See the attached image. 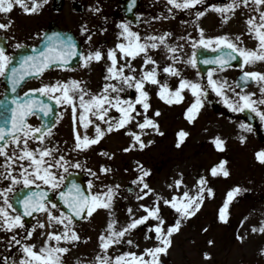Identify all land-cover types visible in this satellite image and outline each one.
Masks as SVG:
<instances>
[{"label": "snow or ice", "instance_id": "1", "mask_svg": "<svg viewBox=\"0 0 264 264\" xmlns=\"http://www.w3.org/2000/svg\"><path fill=\"white\" fill-rule=\"evenodd\" d=\"M48 0H0V14L7 17V22L0 21V30L7 31L13 25L10 13L14 8H19L24 14H37L42 11ZM204 0H167L168 12L173 9L191 10L197 5L203 4ZM136 4V0H131L129 11ZM246 9L253 13L248 15L245 21L246 33L232 36L228 33L209 36L205 34V29L197 28L198 38L187 37L191 43L192 53L187 59H183L177 53L182 52L183 45H172L167 42V38L172 35L164 32L161 35L141 36L134 31L131 21H121L118 24V43L107 50L105 54L100 49L89 50L87 54L79 50L77 42L72 36L64 35L60 32H52L44 35V47L36 49L32 54L20 57L18 64L13 65L14 57L7 54L5 46L0 44V77H7L11 84L12 92L21 87L22 83L29 77H40L46 71L53 68L65 69L73 57H79L85 67L92 62H101L105 55L109 64L106 66L105 83L98 93L85 90L84 82L71 79L68 81H54L42 83L40 87L30 88L23 93V97L12 96L13 107L9 109L11 115L0 125V179H6L10 183L7 187L0 188V231L13 233L8 241V246L13 243L20 245L21 255L17 260L3 258L0 264H65V256L70 252L68 245H75L81 240L80 234L76 231L75 224L80 221H87L93 217L94 213L104 210L109 216L106 228L98 236L99 252L93 260L77 259L76 264H163L162 255H167L173 243L174 234L178 233L185 221L194 217L203 206L205 197L212 196L213 189L208 186L207 178L200 176L193 186L196 191L191 193L188 190L179 194H174L171 199L164 198L156 193L146 180L151 171L145 170L142 165H137L139 175L132 181V184L139 186V194L136 195L138 201L144 200L150 195L155 197L151 205L141 203L138 208L144 214L137 216L133 209L129 207L128 222L118 227V220L114 218V204L119 195L120 185H103L104 191H93L92 181L88 182V188L72 181L66 184L68 179L69 167L81 168L79 161L72 162L66 158L61 151L59 143L48 144L54 136L53 128L62 118L55 114L52 104L67 105L72 113L73 125V147L71 151L84 152L91 149L94 145L108 134L125 129L126 133L132 137L129 147L122 149L128 152L136 147L144 149L153 143L149 140L147 144L142 139L148 131L158 135H163L159 121L154 117L161 115L159 109H155L153 116L148 112L152 108L151 94L146 88L155 86L156 95L167 105L181 104L185 100V90L193 97L192 102L185 109V118L189 123H194L204 108L209 92H214L219 96L223 103L233 112H244L250 110L264 121V71H246L245 66L264 63V0H228L224 4H210L204 10L195 12L197 22L199 18L206 15L211 10L221 16L222 23H227L237 10ZM94 13H100L101 8H92ZM106 19V18H105ZM160 19V17H153ZM81 31L88 33L87 26H82ZM249 35L257 43L255 48L244 46L242 36ZM91 35L87 39L91 40ZM178 39H185L179 37ZM16 48L23 47L22 44H15ZM163 47L166 54L170 57L171 63L163 67L156 59L150 55L151 50ZM197 48L219 50V55L204 57L202 63L214 65L209 68L206 78L196 72L198 79L186 78L182 69L176 65L181 61L186 66L196 69L198 66ZM119 54V59H118ZM143 60L141 71L137 75V69L133 66V61L137 58ZM236 65L241 69L239 81H235V87L229 84L226 78L217 79L215 74L232 67V61H237ZM148 65H151L149 68ZM125 69L128 71L125 72ZM161 72L166 77H176L178 84L172 87L168 79H160ZM252 82L258 86L257 92H245L244 87ZM236 88H241L237 92ZM128 89H135L134 98L121 95ZM229 92L233 93L230 97ZM45 97L48 99L46 100ZM87 97V98H86ZM139 106V108L137 107ZM111 110L118 113L117 117L111 115ZM32 116H39L40 126L29 123ZM137 117H142L137 119ZM101 122L104 127L101 126ZM135 123L136 129L133 131L128 126ZM93 129V135L88 134L89 127ZM238 127L243 132H252L251 124L240 122ZM83 130V131H81ZM177 147L183 143L189 133L181 130L178 134ZM241 143L247 141V136H239ZM35 142L36 146H32ZM211 142L219 151L226 148V140L220 135L211 138ZM101 154L109 159L115 154L102 151ZM258 162L264 164V149L255 153ZM228 161L221 160L217 165L210 169L211 176L222 175L230 176L227 168ZM93 177L99 178L96 172L88 170ZM127 171V169L125 170ZM100 172L108 174L112 172L110 167L101 165ZM15 173V174H14ZM39 182V183H37ZM22 184L25 188L36 184L46 186L48 190L41 189L39 192L31 191L19 200L23 211H18L10 202L9 193L15 191V185ZM183 184V179L175 181V188L179 189ZM170 188L173 185H169ZM57 192L66 210L58 203L49 199L48 191ZM247 189H242L239 185L231 188L227 193V198L218 212V219L227 222L229 217V204L237 194ZM161 204L169 206L175 210L176 218L174 222L167 223L161 214ZM34 213L44 214L47 223L40 220L32 225L31 230H26L25 217H30ZM52 226L53 230H47ZM60 226V230H54ZM140 226L146 227L145 240L154 239L155 243L143 249V251H123L115 255H110L109 251L114 246L127 245L139 248L130 234L138 230ZM39 229V234L43 237V244L39 247L35 243L28 242L33 234ZM18 230H25L24 242L17 239ZM207 231V229H204ZM252 232L264 234V223L259 227L253 226ZM153 233V235H149ZM243 242V236H237ZM209 244L213 241L209 240ZM261 253L264 254V248ZM206 259L211 258V254L204 253Z\"/></svg>", "mask_w": 264, "mask_h": 264}, {"label": "rangeland", "instance_id": "2", "mask_svg": "<svg viewBox=\"0 0 264 264\" xmlns=\"http://www.w3.org/2000/svg\"><path fill=\"white\" fill-rule=\"evenodd\" d=\"M81 2L84 7L83 13L75 12L72 3L66 2L60 14H56V16L49 14V18L51 22L57 19L62 27L73 31L82 42L85 54L89 50L95 51L96 49H100L106 54L108 49L113 48L119 42V22L126 21L122 13L120 14V0H81ZM95 6L101 8L100 13L92 11ZM14 10L23 13L18 7ZM82 26H87L89 32L83 33L81 31ZM131 26L142 37L158 33L153 22L131 24ZM88 35L92 37L90 41L87 39ZM150 55L158 61L161 67L169 61V58L160 48L151 50ZM132 63L137 69L136 74L139 75L143 60L138 57ZM108 64L109 61L105 55V59L101 62H92L88 67L82 64L75 70L55 72L49 74L47 79L51 82L80 80L84 82L85 90L90 89L92 93H98L105 83L104 77L107 74L106 66ZM148 67L150 68L151 65ZM178 67L182 69L186 78L195 80L192 77L194 74L192 69ZM127 71L125 69V72ZM165 78L168 79L172 87L177 86L179 78L166 77V74L161 72L160 79L164 80ZM223 78H226L228 83L235 87L231 70L221 72L220 79ZM146 88L151 94L150 102L152 104L148 115L153 116L155 109L160 110L161 115L154 118L159 121L161 131L164 134L161 136L148 131L142 139L146 144L149 140L153 143L144 149L136 147L128 152L122 151L132 143V137L126 133L125 129H121L106 135L99 144L94 145L89 150L84 152L71 151L73 147L72 113L67 105H64L61 110L60 116L62 118L56 125L54 136L45 143L55 144L58 142L67 159L72 162L79 161L82 167H69V173L86 172L87 182L92 181L94 192L104 191L103 185H120L119 195L114 204V218L119 222L118 227H122L128 222L127 209L129 207L137 216L143 215L144 212L138 208V205L141 203L151 205L155 199L151 195L142 201L136 199L140 190L138 185L132 184V181L139 175L138 164L142 165L145 170L151 171L150 176L146 177L147 182L155 189L156 193L168 199L185 190L195 193L196 189L193 186L198 178L200 176L207 178L208 186L213 189L214 194L210 197L206 196L203 206L196 215L185 221L181 230L174 234L173 243L167 255L161 256L163 264H264V254L260 251L264 248V234L251 231L253 226L259 227L264 223V175L262 174L264 167L259 166L258 170L251 164L250 145L254 141L253 131L242 133L238 127L240 122H244L242 112L231 111L218 96L222 106L221 113L215 115L212 107L209 106L208 112L199 115L197 120L188 126L185 116H181L193 99L187 90L184 93L185 100L181 104L170 106L156 95L155 86L146 85ZM236 91L239 92V90ZM243 91L257 92L258 94V86L254 85ZM228 94L230 97L233 95L231 92ZM121 95L134 98L135 89H128ZM137 107L139 108V106ZM111 115L117 117L118 113L111 110ZM141 118L137 117L138 120ZM30 124L38 127L33 120ZM101 126L104 127L102 122ZM128 127L133 131H139L136 129L135 123ZM181 130L189 133V135L177 147V134ZM88 134L93 135L91 126L88 129ZM241 134L247 136L245 143H241L239 140ZM215 135H220L226 140L224 151L217 150L211 142V138ZM32 146H36V144L33 143ZM102 151L115 155L109 159L101 154ZM221 160L228 161L227 168L230 171V176H211L210 169ZM0 162H2V158H0ZM101 165L110 167L112 172L101 173ZM89 169L96 172L99 178L93 177L88 171ZM126 169L127 171H125ZM254 173L257 174L251 177ZM181 178L183 184L179 189H176L175 181ZM128 185L131 186L132 191ZM169 185H173V187L170 188ZM236 185L242 189H247V191L237 194L234 200L230 202L227 223H221L216 220L215 215L225 202L228 191ZM39 186L46 187L43 184ZM22 187H24L22 184H17L15 190ZM29 187H37V185L33 184ZM161 214L169 224L174 222L177 215L175 210L163 204H161ZM40 220L47 223V217L40 214L34 222L30 223L29 228L26 227V230H31L32 225ZM108 220L107 212L99 210L93 214L90 220L75 224L81 240L77 241L74 246L68 245L70 252L65 256V264H76L77 259L93 260L96 253L99 252L98 236L106 228ZM47 230H53L52 226H49ZM54 230L59 231L60 226ZM146 230L145 226H140L138 230L130 234L129 238L139 244V248L127 245L114 246L109 254L115 255L123 251L140 252L144 248L152 246L155 240H145ZM18 231L17 237H25V230ZM39 231L37 229L31 240L28 241L35 243L38 247L43 244V237L40 236ZM12 234L0 231L1 238H9ZM149 235L154 236L153 233H149ZM238 235L244 237L243 242L237 239ZM209 240H212L213 243L209 244ZM205 252L211 254L210 259L205 258Z\"/></svg>", "mask_w": 264, "mask_h": 264}, {"label": "flooded vegetation", "instance_id": "3", "mask_svg": "<svg viewBox=\"0 0 264 264\" xmlns=\"http://www.w3.org/2000/svg\"><path fill=\"white\" fill-rule=\"evenodd\" d=\"M52 1L53 0H48V3L43 7L42 11H40L37 14L29 15L20 12H15V10H13L10 13V18L13 21L12 27L7 31L0 30V44H3L5 46L8 55L12 56L16 51L19 50V48L15 47V44L17 43H20L22 45H31V46H36L39 44L43 34L49 28L50 25L51 20L49 18V14H53L54 16H56V13H54L53 10L51 9ZM77 1L78 0H67V2H70L72 4H74ZM227 2L228 0H204L203 4L197 5L195 8L191 10L173 9V11L169 13L168 7L171 6L167 5V0H140L138 15L140 19V24L143 23L148 24L149 22H153L155 24L158 32L156 35H161L164 32L172 33V35L167 38V42L172 45L182 44L184 46L183 50L182 52L177 53V55H181L183 59H187L192 53L191 43L187 41V37L191 36L192 38H198L199 32L197 28V23L199 24V27H203L205 29V34L209 36H215L224 33H228L232 36H235L241 33H246V24H245L246 18L248 15L253 14L251 12H248L246 9L237 10L235 16H233L227 23H222L221 16L215 11H211V10H209L205 16L199 18V21L197 22L195 17L196 11L204 10V8L210 4L219 5ZM153 17H160V19H153ZM0 21L7 22V17H5L3 14H0ZM55 21L57 22L58 25H60L57 19ZM179 37H185V39H178ZM242 40L244 46L247 48H255L257 43L247 34L242 36ZM160 49L163 51V53L166 54V50L163 47H161ZM196 52L198 58V66L196 69L191 68V66H186L182 61L178 63L176 66L192 69L194 71V74L192 75L194 79H198V77L196 76V72L199 71V68H202V72L199 71L200 76L206 78L208 69L215 66L206 65L202 63V60L204 57H212L219 55V50L213 51L212 49L197 48ZM168 58H169L168 63H171L170 57ZM231 63H232V67L226 68L225 70H231L232 80H234L235 82L237 76L241 73V69L236 66L239 63V58L237 61H232ZM244 70L264 71V63L245 66ZM61 71H66V70H61V69L53 70L45 73L39 78L31 79L30 81L25 83V85L21 88L20 94H23L24 92L28 91L30 88L40 87L42 83H50L51 81L50 80L48 81L47 79L48 75ZM220 75H221V71H218L215 74V78L220 79ZM254 85L256 84L254 83L252 87ZM5 90H6L5 78L0 77V102L4 97ZM46 98L47 97H45V99ZM9 106L10 104L0 103V111H2V109L8 108ZM63 106L64 104H58L59 116L61 115V110ZM209 106L212 107V111L215 115L221 113V107H222L221 102L219 101L218 96L211 91L208 94V98L205 103L204 109L202 110V113H200V115H202L204 112H208ZM257 118H258L257 124L255 126L251 125L253 128L254 141L250 145V150H251L250 161L252 166L259 170V166L264 167V164H261L257 161L255 157V153L260 149H264V121H262L259 116H257ZM32 120L37 123L36 125L40 126L41 123L38 116H32L29 123H31ZM242 120H243V115H242ZM55 130H56V126L55 128H53V132H55ZM33 143L35 144V142ZM256 174L257 173H254L252 174V176L250 174V176L253 177ZM262 174L264 175V173ZM9 183L10 182L6 179H0V188L7 187ZM17 189L14 192L9 193L11 203H12V197L14 193L17 192ZM0 203H3V198L0 200ZM39 215L34 217L33 222L36 220V218ZM10 239L11 237L9 238L0 237V262H2L3 258L5 257L9 258V260L18 261V258L21 255L20 245H15L13 243L11 247L8 246V241ZM17 239H20L22 242H24V237L23 238L17 237Z\"/></svg>", "mask_w": 264, "mask_h": 264}, {"label": "water", "instance_id": "4", "mask_svg": "<svg viewBox=\"0 0 264 264\" xmlns=\"http://www.w3.org/2000/svg\"><path fill=\"white\" fill-rule=\"evenodd\" d=\"M130 3H131V0H122V5H121L122 13H123V16H124V18L126 20H129V21L132 22V24L137 25L139 23V20H138V17L136 16V11L139 8V0H136V4L134 6H132V10L131 11H129ZM64 4H65V0H55L54 3H53V9L56 12H60L63 9ZM73 7H74L76 12H83L84 11L83 6H82V4L79 1L77 3H75ZM52 32H60V33H62L64 35H66V36H68V35L72 36L73 39H75L76 42H77L78 49L83 51L82 43L78 40V38L76 37V35L73 32L68 31V30H64V29L60 28L55 22H51L50 25H49L48 30L44 33V35L45 34H49L50 35ZM44 35L42 37V40H41V43H40L39 46L30 47V46L24 45L23 47H21L12 56V57H14L13 65L18 64L19 59H20L21 56L32 54L33 51L36 50V49H42L44 47V43H45ZM81 63H82V60L78 56L77 57H73L71 59V61L69 62V66L67 68H65V69H75ZM53 69H56V68H53ZM53 69H51V70H53ZM199 70L202 71V68H199ZM48 71H50V70H48ZM241 74L238 77L237 81L240 80ZM5 78H7V77H5ZM33 78H37V77L33 76V77L26 78V80L22 83L21 87L28 80L33 79ZM5 84H6L7 90L5 92V96H4L3 101L6 100V102L8 104H10V106L8 108H5L3 110V112L0 114V125H3L4 122H5V119L10 117V115H11V113L9 111V109L11 107H13L12 101H11V97L12 96H17V95L20 96V97H23V95H19V90H20L21 87H19L16 90V92H12L11 84L8 81V79H7ZM252 84H253L252 82H249L247 87H249ZM247 87H244L243 89H246ZM239 89H241V88H239ZM49 102L52 104L53 109L55 111V114L57 115L58 114L57 104L55 103V101H49ZM243 118L248 124H251V125H254V126L258 122V118L250 110H245L243 112ZM72 181H75L77 184L81 185V187H83L85 189L88 188V186H87V184H86V182L84 180V174L83 173L75 172V173L69 174L68 175V179L66 180L65 183L70 185ZM128 187L132 191L131 186H128ZM41 189L48 190V189L42 188V187H39V188L38 187H28V188H24V189L19 190L13 197V205H14V207L18 211H23L22 206L19 203V200L22 199L23 196L27 195L31 191L39 192ZM48 195H49V199H51L55 203H58L61 207H63L66 210V206H64L63 202L60 200L59 194H58L56 200H54L53 193L50 190L48 191ZM34 215H36V213H34L30 217H25V219H26L28 224L32 221V218H33ZM82 221L83 220H80L77 223L82 222Z\"/></svg>", "mask_w": 264, "mask_h": 264}]
</instances>
